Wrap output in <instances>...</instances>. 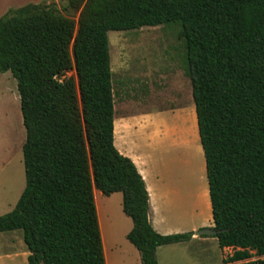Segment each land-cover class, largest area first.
<instances>
[{
	"label": "trees",
	"instance_id": "16d2710c",
	"mask_svg": "<svg viewBox=\"0 0 264 264\" xmlns=\"http://www.w3.org/2000/svg\"><path fill=\"white\" fill-rule=\"evenodd\" d=\"M176 23L214 237L234 250L225 264H264L253 259L264 257V0L44 1L0 18V74L17 81L26 129V186L0 232L23 231L28 264H107L96 190L122 193L133 221L127 240L142 264H159V247L192 238L153 228L145 181L114 144L109 32Z\"/></svg>",
	"mask_w": 264,
	"mask_h": 264
},
{
	"label": "crops",
	"instance_id": "0c3cea01",
	"mask_svg": "<svg viewBox=\"0 0 264 264\" xmlns=\"http://www.w3.org/2000/svg\"><path fill=\"white\" fill-rule=\"evenodd\" d=\"M44 1L48 2L0 0V18L10 9ZM113 92L114 144L123 156L135 163L145 181L153 228L162 235L193 233L187 242L159 247L156 253L159 264H189L172 256L183 246L193 248L197 259L203 261L201 264H225L231 256L229 248H220L214 235L195 234L202 229H213L214 223L194 99L167 109L134 112L130 97L127 101L120 99L117 104L120 91L115 90L114 84ZM20 231L0 232V242L10 246L9 250L0 252V264H28L30 253ZM211 247L219 248L218 258ZM138 256L141 259L140 253Z\"/></svg>",
	"mask_w": 264,
	"mask_h": 264
},
{
	"label": "rangeland",
	"instance_id": "374dc122",
	"mask_svg": "<svg viewBox=\"0 0 264 264\" xmlns=\"http://www.w3.org/2000/svg\"><path fill=\"white\" fill-rule=\"evenodd\" d=\"M48 2L56 3L58 8L67 4V0ZM181 30V25L176 23L137 31L109 32L112 81L115 90L120 91L117 104L120 99L127 101L130 97L131 109L141 112L193 101L191 79L186 73V50L179 36ZM66 76H76L75 70ZM25 141L17 81L10 72L0 74V217L14 210L26 186ZM97 193L101 192L96 190ZM97 204L107 264H142L138 250L127 240L133 221L123 211L122 193L109 196L101 193ZM9 248L0 242V252ZM211 250L218 258L219 248L211 247ZM194 252L193 248L183 246L172 256L178 261L183 259L189 264H201L203 261L198 260ZM228 252L232 255L234 250L230 248ZM260 258L264 257H253Z\"/></svg>",
	"mask_w": 264,
	"mask_h": 264
},
{
	"label": "water",
	"instance_id": "95a60500",
	"mask_svg": "<svg viewBox=\"0 0 264 264\" xmlns=\"http://www.w3.org/2000/svg\"><path fill=\"white\" fill-rule=\"evenodd\" d=\"M195 234L198 236H200V235H216L217 231L213 230V229H202L200 231H197Z\"/></svg>",
	"mask_w": 264,
	"mask_h": 264
},
{
	"label": "bare ground",
	"instance_id": "6f19581e",
	"mask_svg": "<svg viewBox=\"0 0 264 264\" xmlns=\"http://www.w3.org/2000/svg\"><path fill=\"white\" fill-rule=\"evenodd\" d=\"M101 195V193H97L96 194V199H97V202H98V200H99V196Z\"/></svg>",
	"mask_w": 264,
	"mask_h": 264
}]
</instances>
